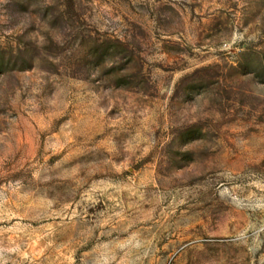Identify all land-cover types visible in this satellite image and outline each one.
<instances>
[{
    "label": "rangeland",
    "instance_id": "1",
    "mask_svg": "<svg viewBox=\"0 0 264 264\" xmlns=\"http://www.w3.org/2000/svg\"><path fill=\"white\" fill-rule=\"evenodd\" d=\"M0 264H264V0H0Z\"/></svg>",
    "mask_w": 264,
    "mask_h": 264
}]
</instances>
